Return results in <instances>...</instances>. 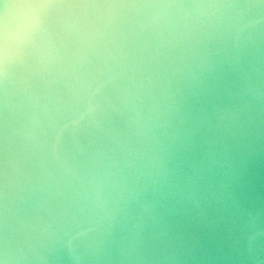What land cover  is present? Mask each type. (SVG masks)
Returning <instances> with one entry per match:
<instances>
[{
	"label": "clouds",
	"instance_id": "obj_1",
	"mask_svg": "<svg viewBox=\"0 0 264 264\" xmlns=\"http://www.w3.org/2000/svg\"><path fill=\"white\" fill-rule=\"evenodd\" d=\"M0 264H264V0H0Z\"/></svg>",
	"mask_w": 264,
	"mask_h": 264
}]
</instances>
